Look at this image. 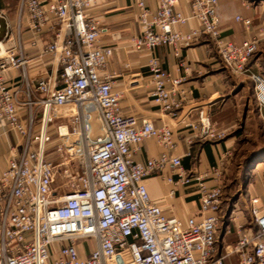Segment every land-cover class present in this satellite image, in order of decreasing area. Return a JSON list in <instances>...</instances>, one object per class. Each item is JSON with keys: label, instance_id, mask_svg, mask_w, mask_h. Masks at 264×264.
Listing matches in <instances>:
<instances>
[{"label": "built area", "instance_id": "2783aa9c", "mask_svg": "<svg viewBox=\"0 0 264 264\" xmlns=\"http://www.w3.org/2000/svg\"><path fill=\"white\" fill-rule=\"evenodd\" d=\"M100 1L18 0L15 24L6 21L0 40V135L7 138L9 156L0 169V264H225L230 254H237L235 264H264V200L258 205L257 196L249 197L248 206L255 228L238 224L236 243L216 253L230 151L204 171L187 174L180 156L167 152L174 144L170 126L122 112L116 76L103 73L114 48L99 43L102 27L89 13ZM178 1L158 0L150 8L146 0H133L140 33L130 38V46L149 52L154 104L175 116L187 94L185 76L163 69L154 48L167 46L179 56L205 36L232 76L251 79L264 110V73L249 64L264 46V22L253 28L251 18L237 16L249 36L235 44L220 28L219 0H190L187 13L175 8ZM191 22L186 30L179 28ZM46 27L52 36L39 48ZM24 30L31 34L30 47L51 58L54 74L29 79ZM14 67L21 69L20 77L6 79ZM179 67L186 74L184 60ZM189 127L188 142L224 136L202 110ZM147 138L162 152L145 162L135 160L134 151ZM72 163L75 188L54 195L56 168ZM168 164L173 166L168 183L196 186L199 218L167 215L150 197L144 180ZM260 188L264 193V176Z\"/></svg>", "mask_w": 264, "mask_h": 264}, {"label": "crops", "instance_id": "0c3cea01", "mask_svg": "<svg viewBox=\"0 0 264 264\" xmlns=\"http://www.w3.org/2000/svg\"><path fill=\"white\" fill-rule=\"evenodd\" d=\"M255 1L234 0L236 8L231 17H227L221 0L218 1L216 13L224 37L235 44H240L249 36V32L241 21L236 19L237 16L251 18L253 28H257L264 22V3H254ZM157 2L158 0H146V4L150 8H154ZM17 4L18 0H0V14L9 24H15L17 20ZM175 8L184 13L189 12L190 0H179ZM89 13L102 27L99 43L114 48L103 73L116 76L115 86L122 95V112L148 118L156 125L170 126L174 144L167 152L170 156H180L182 167L187 174L204 171L208 166L215 164L227 147L231 145V138L199 140L194 137L191 142H188L193 134L189 123L198 120L201 110L209 117L213 128L216 126L217 129L223 131L225 129L222 128L229 125L228 122L227 126H222L223 124L220 122L225 121V118L229 121L227 116L229 115L230 99L226 95L231 77L234 78V76L221 65L213 42L205 36H200L190 47L182 48L179 56H175L172 48L167 46L154 48L152 53L159 58L163 69L173 75L185 76L183 87L185 86L187 90L186 99L177 114L171 116L159 110L149 96L151 80L146 67L149 52L135 50L130 46V38L140 33L137 9L133 0H103L96 3ZM227 18L235 22L230 23ZM193 24L194 22H191L184 28H179L186 30ZM30 36L31 34L24 30L22 45L27 58L25 68L29 79L35 80L54 74L56 68L52 64L51 58L48 55L40 54L39 49L30 47ZM51 36V28L46 27L38 42L39 48L48 42ZM10 42L11 40H4L3 43L7 46L10 45ZM179 59L185 61L186 74L183 67H179ZM249 64L254 72L264 73L258 70L256 59L252 61L251 57ZM20 74L21 69L14 67L5 73V77L8 80L14 77L19 78ZM162 150L163 148L154 139L147 138L139 144L133 156L135 160L145 162L148 158L159 155ZM188 152L189 155H187ZM8 156L7 138L0 135V169L6 165ZM172 172L173 166L168 164L161 173H154L144 180L150 197L160 204L167 215L181 219L190 216L199 218L196 186L193 184L173 186L166 181V176H170ZM171 189H173L172 193H170ZM248 196H257L259 198L258 205L264 200L261 188L254 192L248 190ZM230 246L226 244L222 249L225 252ZM218 247L217 254H219Z\"/></svg>", "mask_w": 264, "mask_h": 264}, {"label": "rangeland", "instance_id": "374dc122", "mask_svg": "<svg viewBox=\"0 0 264 264\" xmlns=\"http://www.w3.org/2000/svg\"><path fill=\"white\" fill-rule=\"evenodd\" d=\"M256 0L254 3H264ZM228 16H233L235 11L234 0H221ZM230 23V18H227ZM256 59L257 68L264 72V46L261 51L252 56ZM229 101V121L225 118L222 126L224 136L221 139L231 138L232 143L226 150L230 151L226 161V170L223 177V203L220 211L218 231L219 253H224L226 244L233 245L238 239L237 225L244 228L255 226L248 213V190L254 192L260 189V179L264 176V110H261L254 94V84L251 79L239 80L231 77L227 95ZM215 131H220L214 126ZM58 159L57 161H60ZM76 172L74 164L59 165L53 182L54 195H62L73 190L76 186ZM233 214V217H232ZM230 230L226 233V230ZM83 241V240H82ZM84 244H90L85 240ZM82 243V242H80ZM237 254H230L225 264H235Z\"/></svg>", "mask_w": 264, "mask_h": 264}, {"label": "water", "instance_id": "95a60500", "mask_svg": "<svg viewBox=\"0 0 264 264\" xmlns=\"http://www.w3.org/2000/svg\"><path fill=\"white\" fill-rule=\"evenodd\" d=\"M5 33H6V20L2 15H0V40L3 39ZM93 126L95 128L96 124L93 123Z\"/></svg>", "mask_w": 264, "mask_h": 264}, {"label": "bare ground", "instance_id": "6f19581e", "mask_svg": "<svg viewBox=\"0 0 264 264\" xmlns=\"http://www.w3.org/2000/svg\"><path fill=\"white\" fill-rule=\"evenodd\" d=\"M1 43V42H0ZM2 44H0V46H1Z\"/></svg>", "mask_w": 264, "mask_h": 264}]
</instances>
